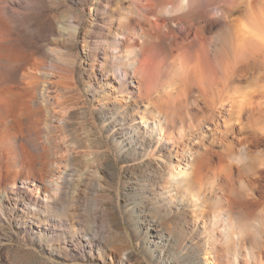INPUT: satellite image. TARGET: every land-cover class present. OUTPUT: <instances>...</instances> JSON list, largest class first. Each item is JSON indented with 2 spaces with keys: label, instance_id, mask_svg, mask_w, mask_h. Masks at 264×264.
I'll list each match as a JSON object with an SVG mask.
<instances>
[{
  "label": "rangeland",
  "instance_id": "obj_1",
  "mask_svg": "<svg viewBox=\"0 0 264 264\" xmlns=\"http://www.w3.org/2000/svg\"><path fill=\"white\" fill-rule=\"evenodd\" d=\"M172 1L0 0V94L15 89L8 94V103L0 101V264H264L263 134L244 129L236 137L227 135L228 148L234 152L240 140L249 149L241 159L237 154L227 158V171L234 179L242 174L253 177L255 184L252 191V187L250 192L246 189L252 198L240 184L234 187L233 207L220 223L232 221L244 240L241 244L233 237L227 243L224 236L220 259L215 262L204 236L203 218L194 231L185 222L187 215L173 213L169 218L165 211L162 216L149 211L153 200L146 198L151 194L142 195L134 179L146 174L151 186L155 166L130 161V156L118 158L113 139L119 134L112 132L114 124L103 126L113 115L114 105L122 101L127 105L123 109L128 111L126 125L136 117L140 131L150 130L135 116L147 102L131 96V86L121 92L113 70L101 66L104 49L97 44L98 29L91 26V6L100 3L98 28L105 37L128 21H141L140 10L153 22L157 16L158 23L175 26L178 19L166 11ZM213 34L220 38L221 28ZM24 69L43 92L49 88L48 99L37 94L27 103L30 106H23L22 98L27 97L18 91L31 96L19 75ZM260 70L256 68L252 77L259 76ZM130 81L137 84L133 78ZM159 89L162 95L167 90L163 84ZM202 105L199 102L198 107ZM188 111L200 114L192 103ZM224 116L213 114L210 120L221 124ZM213 127L205 123L201 134L190 139L197 143L196 149L207 148L203 163L207 169L217 164L225 148L213 140ZM41 165L50 175L64 174L58 194L45 191L48 181L41 179Z\"/></svg>",
  "mask_w": 264,
  "mask_h": 264
},
{
  "label": "bare ground",
  "instance_id": "obj_2",
  "mask_svg": "<svg viewBox=\"0 0 264 264\" xmlns=\"http://www.w3.org/2000/svg\"><path fill=\"white\" fill-rule=\"evenodd\" d=\"M259 3L264 1L252 0L253 5ZM238 5L239 0H173L166 11L172 18L178 19L175 26L168 24V21L163 23L164 19L163 24L158 23L157 16L156 22H153L143 14L144 10H140L139 19L142 22L128 21L124 28L111 30L105 37L98 28L99 12L102 10L100 3L91 6L93 12L91 26L98 29L97 44H102L104 49L101 66L113 70L111 72L114 78L118 79L121 92H124L127 86H131L133 87L131 96L137 97L141 102H147L143 105V112L140 113L136 109L135 116L148 124L150 130L140 131L136 117L131 119L132 123L126 125L124 116L128 115V111L123 112L127 105L122 101L114 105L115 111L110 120L103 122V126L114 124L112 132L114 135L119 134L113 139L115 153L118 158L130 156V161L139 160V164L151 163L155 166L156 172L152 175L151 186H147L148 178H151L146 174L141 173L134 179L142 195L149 196L148 192L151 194L146 198L153 200L151 207H147L149 211L160 216L165 211L169 218L173 213L182 218L187 215L189 218L185 222L191 223L194 231L200 228L199 219L203 218L204 236L207 238L206 242L213 248L212 256L215 262L220 259L219 249L222 250L224 241L230 243L235 237L242 244L244 240L240 231H236L235 226H232V221L230 223V220L224 219V224L220 223V218L228 213L226 210L233 207L230 204H234L232 202L234 187L240 184L245 191L248 189L250 192L251 187V191L253 190L252 184H255L253 177L249 178L242 174L238 179H234L227 171L229 169L226 164L227 158L239 155L241 159L247 151L249 152L242 140L237 152L228 148L230 143L227 142V135L231 133L232 137H236L244 129L264 135V107L261 106L264 104V98L254 96L252 102L255 107L246 108L241 112L238 111L234 96L236 90L251 79L259 64L253 67L238 66L231 71L230 78L214 68L215 50L227 38L226 21L240 14L241 8ZM180 11H183V14H179ZM139 28L141 34L138 33ZM216 28H221L222 31L220 38L215 34L219 38L217 42V37H213ZM87 31H90V26ZM178 33L183 34V37L179 38ZM19 75L22 82L27 84L25 89L31 91V96H26L22 90L18 91V94L27 97L22 98L25 99L24 105L22 102L24 107L30 106L27 103H31L37 94L45 100L48 99L49 88L45 87L46 90L43 92V89L38 87L37 80H32L28 69L22 70ZM131 78L135 79L136 85L130 83ZM162 84L167 88L163 95L159 89ZM7 90L9 93L5 90V93L0 94V101L4 103L9 102L7 96L15 89L13 87ZM199 102L203 104L201 107H198ZM191 103L199 109V115L195 112L189 113L188 106ZM136 104L138 105V102ZM120 112L123 113L121 117ZM213 114L220 117L225 114L224 118H221V124L216 123L214 119L210 120ZM245 117L247 123L243 121ZM208 122L214 125L212 130L216 132L213 140H218L225 146L217 164L209 169L203 164L207 148L196 149L197 143L190 141L194 135L201 134L202 127ZM133 124L137 126L134 127ZM202 135L204 136V133ZM215 143L216 141H213V144ZM188 153L193 156L191 161ZM40 164L45 166L44 162ZM41 168V179L44 183L48 181L44 186L45 191L58 194L65 180L64 174L58 172L50 175L46 167L44 169L46 171L43 170V166ZM40 189L37 186L39 194ZM245 193L251 196V193L247 191ZM234 200L237 201V198ZM147 248L150 252L155 251L150 243L147 244Z\"/></svg>",
  "mask_w": 264,
  "mask_h": 264
},
{
  "label": "clouds",
  "instance_id": "obj_3",
  "mask_svg": "<svg viewBox=\"0 0 264 264\" xmlns=\"http://www.w3.org/2000/svg\"><path fill=\"white\" fill-rule=\"evenodd\" d=\"M241 12L227 19L228 33L224 42L215 50L216 71L230 78L238 66L260 67L259 76H254L234 93L238 111L255 107L253 97L264 98V3L252 4V0H239ZM264 107V104L261 105Z\"/></svg>",
  "mask_w": 264,
  "mask_h": 264
}]
</instances>
